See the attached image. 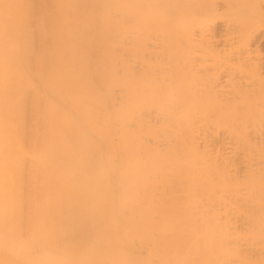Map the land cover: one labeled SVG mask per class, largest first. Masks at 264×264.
Segmentation results:
<instances>
[{
    "label": "bare ground",
    "instance_id": "obj_1",
    "mask_svg": "<svg viewBox=\"0 0 264 264\" xmlns=\"http://www.w3.org/2000/svg\"><path fill=\"white\" fill-rule=\"evenodd\" d=\"M0 264H264V0H0Z\"/></svg>",
    "mask_w": 264,
    "mask_h": 264
}]
</instances>
